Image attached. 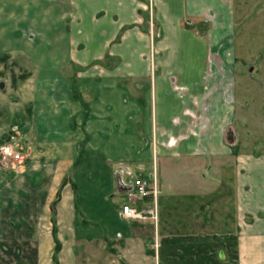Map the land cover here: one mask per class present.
<instances>
[{"label": "crops", "instance_id": "1", "mask_svg": "<svg viewBox=\"0 0 264 264\" xmlns=\"http://www.w3.org/2000/svg\"><path fill=\"white\" fill-rule=\"evenodd\" d=\"M13 127L0 264H264V0H0V140ZM158 159L230 174L196 230L158 187L156 220L121 216L149 166L167 187Z\"/></svg>", "mask_w": 264, "mask_h": 264}, {"label": "rangeland", "instance_id": "2", "mask_svg": "<svg viewBox=\"0 0 264 264\" xmlns=\"http://www.w3.org/2000/svg\"><path fill=\"white\" fill-rule=\"evenodd\" d=\"M31 135L33 141L39 140L38 134L35 131L32 132ZM259 148L262 147L253 146L255 150ZM186 161H184V159H158L157 162L154 161L153 169L154 173H157L159 177H161L162 183L167 185V187L163 186V184L156 186V188L158 187L157 189H159V195L157 193L156 196H160L159 203H162L165 207L164 218L170 221H178L184 225L182 229L192 231L193 229H197V227L191 226L193 220L197 218L196 214L201 213L202 219H204V217L209 218L210 216L209 211L205 212L200 210V204H206V207L209 209V206H212L211 204H214L216 201L214 200L215 198H213L214 194L217 193L218 195L223 189L225 190V187H227L230 192L233 184L230 174L227 173V178L222 179L220 185L218 183L217 188L214 186V176L204 173L205 167L207 166L204 167V164H200L199 162L193 163L189 162L190 160ZM199 169H202L201 172H203L200 173ZM151 173L152 167L149 166V168L143 172L142 177L149 178V175H152ZM228 197L230 196L228 195ZM156 198L154 199L155 210L157 209ZM220 198L221 196H218V202H220ZM115 199L118 200L119 203L127 202L126 196L116 195ZM152 203L151 205H153ZM156 218L157 212L153 221L156 220Z\"/></svg>", "mask_w": 264, "mask_h": 264}, {"label": "built area", "instance_id": "3", "mask_svg": "<svg viewBox=\"0 0 264 264\" xmlns=\"http://www.w3.org/2000/svg\"><path fill=\"white\" fill-rule=\"evenodd\" d=\"M191 25L190 22H188ZM16 127L11 128L7 137L0 140V164L18 165L23 161L21 147L16 139ZM156 183L154 179L135 177L132 179L130 187L126 191L127 202L121 206V216L127 220L154 219L156 216L155 196ZM151 200L153 202L150 209H143L135 205L137 201Z\"/></svg>", "mask_w": 264, "mask_h": 264}]
</instances>
